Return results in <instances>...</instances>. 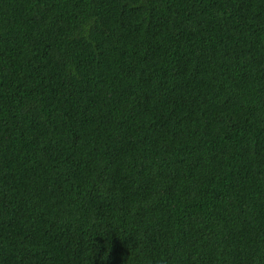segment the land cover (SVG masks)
Wrapping results in <instances>:
<instances>
[{"label": "trees", "instance_id": "trees-1", "mask_svg": "<svg viewBox=\"0 0 264 264\" xmlns=\"http://www.w3.org/2000/svg\"><path fill=\"white\" fill-rule=\"evenodd\" d=\"M0 264H264V0H0Z\"/></svg>", "mask_w": 264, "mask_h": 264}]
</instances>
